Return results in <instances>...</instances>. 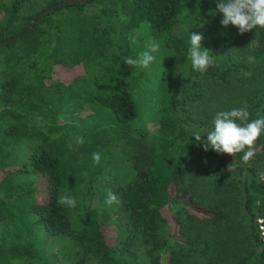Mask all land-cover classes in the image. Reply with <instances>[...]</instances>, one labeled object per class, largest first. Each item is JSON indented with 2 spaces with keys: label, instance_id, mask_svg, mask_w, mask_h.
I'll return each mask as SVG.
<instances>
[{
  "label": "trees",
  "instance_id": "1",
  "mask_svg": "<svg viewBox=\"0 0 264 264\" xmlns=\"http://www.w3.org/2000/svg\"><path fill=\"white\" fill-rule=\"evenodd\" d=\"M65 1L0 0V161L23 145L30 150L0 174V264H55L42 255L45 235L70 238L100 264H141L137 240L150 264H264V134L247 163L243 152L205 151L193 137L211 130L219 111L246 107L250 119L264 117V63L248 61V54L264 55V29L255 30L252 46L248 32L220 24L216 0ZM145 23L160 43L155 132L144 126L139 97L154 68L124 64L144 51L130 33ZM190 33L203 35L201 47L216 57L204 74L188 59ZM86 102L89 117L61 121ZM121 140L139 144L135 174L109 190L103 165ZM195 151L215 163L194 172L185 155ZM233 172L241 181L226 184ZM108 191L127 212L123 233L87 199L104 202ZM62 195L74 197L76 207L58 204Z\"/></svg>",
  "mask_w": 264,
  "mask_h": 264
},
{
  "label": "rangeland",
  "instance_id": "2",
  "mask_svg": "<svg viewBox=\"0 0 264 264\" xmlns=\"http://www.w3.org/2000/svg\"><path fill=\"white\" fill-rule=\"evenodd\" d=\"M176 34L181 32V26L176 25L175 31ZM251 36V45H256V33L255 29L251 32H248ZM131 42L133 45H138L146 50V44L150 39H155L153 37L152 28L149 24H142L140 27L135 28L130 33ZM157 41V40H156ZM154 56L156 53L153 54ZM157 56V55H156ZM150 65L151 69L154 64H158L160 59H156ZM248 61H251L255 65L264 63V55L263 56H255L253 54H248ZM154 68V67H153ZM162 68V67H161ZM161 68H154L148 74L154 77L151 81L147 82L139 94H141L140 102L142 103V111H143V119L144 126L149 130V132H155L158 127V117L159 114L157 112L158 102H159V90L157 85V77L160 75ZM249 72V71H247ZM69 75L72 72L68 73ZM200 105L197 103L191 108V111L194 113H198L200 110ZM93 113L92 104L90 102L84 103L82 109L71 114L63 115L61 121L67 120H79L82 121L89 117ZM37 122L40 121V117H35ZM83 123V122H80ZM139 144L137 142L131 143L127 140H121L116 144V150L114 151V155L111 159L107 160L104 167V177L108 181V189L111 190L116 185L125 184L130 178L135 174L134 168V152L138 149ZM30 152L29 148L26 145L21 147V150L18 152L16 157L7 160L6 164L0 161V174H2L3 170H14L21 163V160L25 158V156ZM185 163L189 165L194 172H198L203 170L206 167H209L215 163V160L210 157L200 153V151H195L191 154L185 155ZM207 180H213L214 177L211 174L206 175ZM261 177L264 180V170L261 173ZM241 181V175L237 172H233L229 177L225 178V183L230 184L234 183V181ZM207 197V193L203 194ZM210 195H208L207 200L210 199ZM88 200H93L94 204L101 207L102 218L108 224H114L118 231L121 233L126 231V221H127V212L123 210H118L120 208L119 203H113L112 205H108L104 202H101V198L99 195L92 198L90 195L87 197ZM107 199V198H106ZM243 210V208H242ZM241 211V210H240ZM245 212L240 214L241 218H245V222H247V217L245 216ZM244 222V220H243ZM172 229V227L167 224L163 227V232L167 234ZM264 235V231L262 233ZM174 244V242L172 243ZM176 246V244L174 245ZM135 250L137 252L138 260L141 264H150V257L147 253L146 245L143 241L137 240L135 244ZM44 257H50L55 261V264H100L99 260L94 256L84 255L82 248L77 246L70 238L66 236H52L45 235L44 236V247L43 254Z\"/></svg>",
  "mask_w": 264,
  "mask_h": 264
},
{
  "label": "clouds",
  "instance_id": "3",
  "mask_svg": "<svg viewBox=\"0 0 264 264\" xmlns=\"http://www.w3.org/2000/svg\"><path fill=\"white\" fill-rule=\"evenodd\" d=\"M216 11L222 14L220 24L223 27L235 26L239 34L251 32L253 29H264V0H216ZM203 35L190 33L188 59L193 71L204 74L209 68L216 66V57L210 50L201 47ZM160 51V43L150 39L146 44V50L138 54L137 58H124V64L141 69L149 68L155 61L154 53ZM211 53V54H210ZM213 127L205 135L194 132L193 137L198 145H202L205 151L209 149L217 154H229L235 156L243 152L242 162L247 163L254 156L251 150L257 139L264 134V117L250 119V113L246 107L234 108L228 111H219L212 121ZM206 136V139L203 137ZM76 143L83 145L84 138L77 137ZM95 164L101 161L100 152L92 153ZM57 203L70 208L76 207L74 197L68 195L59 196ZM109 206L118 204L119 199L112 191H108L105 201Z\"/></svg>",
  "mask_w": 264,
  "mask_h": 264
},
{
  "label": "water",
  "instance_id": "4",
  "mask_svg": "<svg viewBox=\"0 0 264 264\" xmlns=\"http://www.w3.org/2000/svg\"><path fill=\"white\" fill-rule=\"evenodd\" d=\"M71 1H75V0H66L65 2H71ZM82 1H84V0H82ZM61 4H63V2L57 3V4H55V5H52V6L48 7V8H46V9L42 10L40 13H38V14L34 17L33 21L30 22V23H29V24H28V25H27V26H26V27H25L20 33H18L15 37H13V38H11V39L3 40L2 42H8L9 40H13V39L17 38L21 33L25 32L30 26H32L33 23H34L38 18H40L44 13L53 10L54 8H56L57 6H59V5H61ZM0 42H1V41H0Z\"/></svg>",
  "mask_w": 264,
  "mask_h": 264
}]
</instances>
